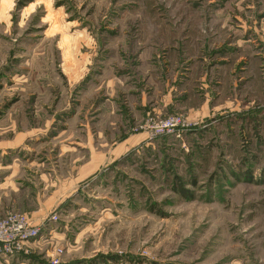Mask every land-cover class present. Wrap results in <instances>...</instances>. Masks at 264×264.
Segmentation results:
<instances>
[{
  "label": "rangeland",
  "instance_id": "obj_1",
  "mask_svg": "<svg viewBox=\"0 0 264 264\" xmlns=\"http://www.w3.org/2000/svg\"><path fill=\"white\" fill-rule=\"evenodd\" d=\"M19 1L25 5L17 8ZM154 58L185 60L165 74L174 84L184 67L202 61L209 68L196 67L192 82L197 88L206 68L203 92L224 107L167 112L166 81L159 71L148 74ZM111 65L132 70L138 89L155 87L151 114L137 116L134 127L171 116L199 126L85 180L61 210L55 204L76 186L67 171L84 151L69 141L63 147L56 134L40 144L33 139L21 151L33 164L16 177L29 188L13 211L28 210L35 220L58 214L39 240L55 231L61 264H264V0H0V139L11 125L13 134L46 125L74 135L86 112L100 128L117 121L107 106L102 113L99 99ZM116 136L109 132L110 140ZM37 153L45 159L40 167ZM55 165L56 176H41ZM181 187L187 197L176 192ZM36 200L46 202L43 211ZM57 245L46 244L43 257Z\"/></svg>",
  "mask_w": 264,
  "mask_h": 264
},
{
  "label": "crops",
  "instance_id": "obj_2",
  "mask_svg": "<svg viewBox=\"0 0 264 264\" xmlns=\"http://www.w3.org/2000/svg\"><path fill=\"white\" fill-rule=\"evenodd\" d=\"M235 50L238 51V54L233 55L232 57L238 60L243 50L241 48ZM184 62L185 60L178 62L170 58H168L167 60L154 58L152 60V66L149 64L150 71L148 74H152L153 76H155L154 74H157L159 71V76H163L164 79L162 80L166 81L163 87V92L165 93L161 97V99L163 100L162 105L164 106L165 110L170 114L176 112L193 115L197 110H202L205 108L208 109L209 107L212 110L213 108L216 109L217 106L219 107V109L224 107L221 104H225L226 102L221 103L220 99L215 100L217 96L209 98V94L207 95V93L203 92V86H206V82H208L209 79L207 80L202 77L208 76L209 72L206 68H209V66L203 65L202 61H194L189 63L186 67L187 69H185L184 67L183 71H181L178 75L179 80L177 83L174 84V82L167 81L168 77L166 78L165 74L167 76L168 68L173 66L174 64L175 66H180L181 64L184 65ZM219 64L223 66L229 65L227 62H220ZM198 66L202 67L203 69L204 67L206 68L203 72L200 71L202 72V74L199 77L196 76L201 79L198 83H196V86L198 87L195 88V82H192V76L195 73L194 69ZM115 69V66L112 65L107 67V70L111 72V76H107L106 80H104L102 85H100L99 99L101 100L100 102H102V106H100L102 113L105 114L104 107L107 106L106 108L108 109V111H110V114L112 116L120 117L117 121H112L111 117L109 116L111 120H107L106 126L100 128L98 127V125L102 124H100V122L96 124L98 119L93 120L92 118L95 117V115L86 112L85 117H83L84 120H81L82 124H78V128H75L77 133L73 135L70 132L67 136V132H64V128H59L56 130L54 129L55 127L46 128V125H41L40 127L38 126L35 129L19 130L13 134L11 132L12 125L9 126L10 128H8V130H10V135H4L0 139V219L4 217L6 213L13 211L14 206L16 207L17 202L20 201L19 195L24 193V188H26L27 190L29 188V185L27 183L22 184L24 182L18 180V178L16 177H18L19 169L26 168V166L33 164V159L32 161H29L30 157L22 154L21 152L26 149L25 147H27L29 142L33 141V139H35L36 143L40 144L45 140L44 137L46 135H50L49 137H47L49 139L50 137H54L56 134V138L54 140H60V143H63V147H65L66 142L69 141L67 142L68 145H70V148H72L75 152L77 151V148L78 150L84 151V153H76L77 156H75L74 160L71 161L70 166L72 168L71 170L67 171L69 172L67 178L70 177L74 179L76 186L69 192V195L67 196L69 198L68 201L60 199L59 202L55 204V208L60 210L66 206V204H64L65 202L72 203V197L81 194L80 192L83 189L82 183L85 180H88L92 176L102 177L103 175H106L121 161L127 159L130 153H138L140 149L148 147L152 145V143H154V141H147V136L145 133H134L132 130L136 124L135 119L137 116L144 118L147 114H151V111L153 110L151 107L153 106L152 104L154 101L152 100V98L153 96L155 97V87L148 86L144 90L138 89V87H136L132 82V78L134 76L132 70L115 71ZM139 69L141 68L139 67L138 70ZM218 74H221L220 69L218 70ZM142 77H145V80L148 76ZM122 82L125 84H123ZM191 82L194 84L191 88L184 87V84L189 86L192 84ZM220 82L221 79L219 75L218 83L215 82L214 85L212 84V86L215 87L216 90L220 89ZM121 88H123L124 93L121 92ZM124 89L127 91L125 92ZM177 91L179 92L178 95L175 94ZM127 95L129 96V101L130 99H136V102H132L133 107H136H134L135 110L131 109L132 106L127 100V97H125ZM122 97H125L123 98L124 100H122ZM114 104L117 105L118 109L115 110L113 109V107H111L110 109L108 108V106ZM9 111L11 110L5 109L4 112H2V114L6 116V119L10 115ZM101 111L98 112L100 113ZM219 113H221L220 110ZM71 114H76V112H71L70 115ZM101 122L103 123V121ZM94 129H96L97 132L94 131ZM110 131H117V136L113 140H110L109 138ZM59 132L61 133L58 135L57 133ZM70 139H73V141H70ZM37 157L39 158H36V167H40V165L45 164V159L41 158L43 156L37 153ZM57 167L58 166L55 165L47 171L42 170L41 176H45V172L51 173L52 176H56L54 174V172H56L54 168L57 169ZM41 176L40 178H42ZM34 203L36 204V208L38 211H43L44 207L46 206V202L44 204L36 200V202ZM27 212L28 210L25 211L26 215H28ZM28 216L34 224H39L40 222H42V220H44L43 218H41L40 220H35L34 217L36 216L32 214ZM54 232V230L50 232L51 236L48 238L49 240H45L46 242L38 239L32 243L27 244V248L30 251L29 256L20 255L9 260L0 259V264H45V257H43V247L46 244L47 247L50 245L58 244L57 247H60L64 250L63 246L60 245L59 241L56 240L57 235L52 236Z\"/></svg>",
  "mask_w": 264,
  "mask_h": 264
},
{
  "label": "built area",
  "instance_id": "obj_3",
  "mask_svg": "<svg viewBox=\"0 0 264 264\" xmlns=\"http://www.w3.org/2000/svg\"><path fill=\"white\" fill-rule=\"evenodd\" d=\"M199 126L197 122H188L183 116H171L160 121L150 120L133 128L134 133H145L147 141L160 138L174 137L180 139L186 132ZM58 214L53 213L49 218L34 224L30 219L18 212L10 211L0 219V259L9 260L23 255L29 256L27 244L38 240L51 223H57ZM63 249L54 247L47 253V264H61Z\"/></svg>",
  "mask_w": 264,
  "mask_h": 264
},
{
  "label": "trees",
  "instance_id": "obj_4",
  "mask_svg": "<svg viewBox=\"0 0 264 264\" xmlns=\"http://www.w3.org/2000/svg\"><path fill=\"white\" fill-rule=\"evenodd\" d=\"M27 2H30V0H27ZM23 5H25V4L23 2H21V1H19L18 2V5H17V8L22 7ZM176 192H178L182 197H187V194L189 193L187 190L183 189L182 187H181V189L179 191L176 190ZM112 260H113V258H109L108 261H112ZM96 262L91 261L90 263L83 262V263H77V264H96ZM103 264H106V263L103 262Z\"/></svg>",
  "mask_w": 264,
  "mask_h": 264
}]
</instances>
